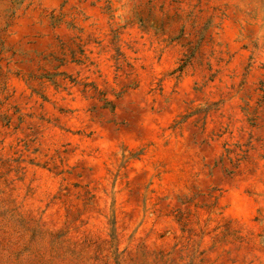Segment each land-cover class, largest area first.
Here are the masks:
<instances>
[{"label":"rangeland","instance_id":"obj_1","mask_svg":"<svg viewBox=\"0 0 264 264\" xmlns=\"http://www.w3.org/2000/svg\"><path fill=\"white\" fill-rule=\"evenodd\" d=\"M0 264H264V0H0Z\"/></svg>","mask_w":264,"mask_h":264}]
</instances>
